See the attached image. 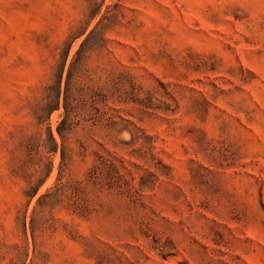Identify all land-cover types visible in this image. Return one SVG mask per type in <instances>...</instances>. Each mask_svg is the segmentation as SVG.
Returning a JSON list of instances; mask_svg holds the SVG:
<instances>
[{
  "label": "rangeland",
  "instance_id": "obj_1",
  "mask_svg": "<svg viewBox=\"0 0 264 264\" xmlns=\"http://www.w3.org/2000/svg\"><path fill=\"white\" fill-rule=\"evenodd\" d=\"M0 264H264V0H0Z\"/></svg>",
  "mask_w": 264,
  "mask_h": 264
},
{
  "label": "trees",
  "instance_id": "obj_2",
  "mask_svg": "<svg viewBox=\"0 0 264 264\" xmlns=\"http://www.w3.org/2000/svg\"><path fill=\"white\" fill-rule=\"evenodd\" d=\"M93 33H94V30L90 32L89 36L93 35ZM62 71H63V69L60 71V76L58 77V81L56 82V84L48 87L47 95L45 97V102L40 107L37 118L39 121H41L44 119L45 115L47 117L51 113H53L54 111L59 110L60 99H61V95H62V97H63V108L65 110V113H64L65 118L59 124V126L57 128V132H58L59 136L62 139H64V134L66 132V129L64 128V126L66 125V119L75 110V107H73L72 101H74L76 99H73L72 96L70 95V92H69V81H70V75H71L70 71L68 73L65 91H64V93H61V73H62ZM80 98H81V102H85L83 97H80ZM48 134H49V138L47 141L44 142V147L48 148L49 152L56 153L58 150V145H57L52 133L49 131ZM42 182L43 181L40 182V185ZM38 188H39V186L36 188V190H34V193L32 194V196H34L36 194V191Z\"/></svg>",
  "mask_w": 264,
  "mask_h": 264
}]
</instances>
